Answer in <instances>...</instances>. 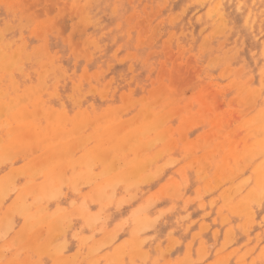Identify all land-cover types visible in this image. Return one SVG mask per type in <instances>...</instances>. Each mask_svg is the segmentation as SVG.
I'll use <instances>...</instances> for the list:
<instances>
[{
	"label": "rangeland",
	"instance_id": "rangeland-1",
	"mask_svg": "<svg viewBox=\"0 0 264 264\" xmlns=\"http://www.w3.org/2000/svg\"><path fill=\"white\" fill-rule=\"evenodd\" d=\"M217 2L228 21L232 14H240L243 33L264 44V0H0L4 61L12 60L17 52L22 54L13 70L17 89L10 86L7 75L0 85V122L9 124L0 125V145L8 144L12 129L25 137L37 128L42 134L55 131L52 141H61L59 132H64L70 136L74 161L56 174L63 179L61 195L51 198L45 191L53 178L37 169L56 161V154L50 159L43 150L32 148L5 157L0 151V189L5 186L0 199V264H55L51 253L59 242L57 235L37 226L28 228L29 222L18 210L20 203L36 217L57 212L72 215L64 253L70 264H116L113 255L117 247L131 240L136 215L169 218L175 246L182 250L170 249L161 238L148 242L146 260L135 264H180L184 260L186 264H215L224 253H230L223 257L224 264H236L240 256L245 264H262L264 195L260 202L250 201L256 212L254 225L237 243L226 240L227 231L244 232L245 218L226 204L236 205L246 201L253 190L260 192L253 171L264 160V150L258 148L253 160H239L231 176L215 178L222 157L233 166L232 156L252 144L255 134H264L260 124L250 121L264 112V92L255 104H245L229 85L234 79H247L248 69L239 63V37L232 24L227 21L223 30L217 28ZM54 3L66 5L78 18L87 17V45L76 46L60 35L54 20L46 21L47 8ZM44 41L53 51L59 50L61 60L56 64L63 72L43 66L46 61L38 51ZM40 75L44 112L37 111V99H30L31 93L37 95ZM146 104L149 109L142 112ZM60 115L66 120L62 122ZM183 117H187L184 124ZM79 119L82 122L75 126ZM23 122H29L33 131H22ZM156 122L162 140L127 151L120 156L124 159L110 156L106 164L81 162L84 152L100 147L99 137L108 129L132 132ZM154 136L150 131L149 137ZM213 138L214 142L224 140L214 152H208ZM136 155L143 162L134 180H117L111 187V178L126 171V162ZM28 166L37 169L32 174ZM169 182L175 185L176 196L169 195ZM39 190L44 191L41 197L36 194ZM82 207L94 216L104 210L107 222L87 223L77 212ZM117 223L123 226L121 230L112 241H104ZM47 243L48 250H36L37 244L44 247ZM123 262L130 264L129 250Z\"/></svg>",
	"mask_w": 264,
	"mask_h": 264
},
{
	"label": "bare ground",
	"instance_id": "bare-ground-1",
	"mask_svg": "<svg viewBox=\"0 0 264 264\" xmlns=\"http://www.w3.org/2000/svg\"><path fill=\"white\" fill-rule=\"evenodd\" d=\"M239 15L232 14L231 16L228 17V19H229V21H228L226 19V16L222 12L221 3L217 2L216 6H215L214 16L217 17V21H218L217 22L218 23L217 28H218V30H220V31L223 30L225 25L227 24V21L232 24L233 31L235 33H237V35L239 37L236 40L237 43L240 44L239 45L240 51H239V54L237 55L239 63L243 67L245 65L246 68L248 69L246 72L247 79H245L243 81H239L238 79H234L231 82H229V85H232L233 88L237 89L238 95L240 96L243 103L255 104V102L262 96V94L264 92V44L259 43L257 40H254L251 37H249L247 34L243 33V31L241 29V28H243V26L240 23ZM50 20L51 21L54 20V23H55L54 26H55L56 30L60 33V35L62 37H64L65 39L70 40L71 42H74L76 44V46L88 44V41H87L88 19L85 15H81V17L78 18L73 13H70L68 11V8L66 5H62L60 3H54V4H50L47 8L46 21H50ZM247 23H248V26L252 27L248 20H247ZM58 42H60V41H58ZM2 51L3 50L1 48V50H0V85L2 83L3 78L7 75L9 77L10 82H11L10 86L13 88V90H16L17 89V87H16L17 82L14 78L13 70H14V68H16L18 66L20 58L22 57V54L17 52L15 54V57L6 63V61H4L5 56L2 55ZM38 53L41 54V56L45 58L46 63L43 66H46L48 68L51 67V68L55 69L56 71H58L60 69V72L64 71L61 68L60 64H58V65L56 64V62L58 60L59 61L61 60L60 55H59V50L53 51L48 42L44 41V43H42V46L39 49ZM39 80L40 81L37 85V95L35 92L31 93L30 99H32L31 101H34V99L35 100L37 99V104H36L37 111H43L44 112L45 109L43 108V103L40 99V94H39V92L41 91V89L43 87L42 75H40ZM2 92H3V90L0 89V94ZM34 95H36V96H34ZM148 109H149V104H146L145 108H143V111L142 110L141 111L147 112ZM194 116H193V118H194ZM153 117H156V115H153ZM59 119H61L63 122L66 120V117L64 115H60ZM85 119H86V117H85ZM196 119H198V118H196ZM193 121L195 123L196 120H193ZM250 121L256 122L257 124H260L264 128V112H262V111L258 112L256 115H254L250 118ZM81 122H82V119H79L78 121L74 122V125L77 126ZM182 122H183V124L185 122H187V117L186 118L183 117ZM23 123H24L23 124L24 127H22V129H21L22 131L28 130L29 133L31 131H33L30 127L29 122H23ZM4 124H7L6 126L9 125L7 122H5V123L0 122L1 126H3ZM150 124H152V123H148V124L146 123L145 125L140 126L138 129L133 130L132 132H130L129 130H122V132H117V130H115V128L108 129L107 133L100 135V137H99V140L101 143L100 147L96 148V150L92 151V152H88V151L84 152L82 154V156L80 157V160L83 159L81 162H84L85 164L87 163V165H90L91 163H95V162H102V163L106 164V162L108 161L110 156L113 160H119V159L123 158L120 156H124L127 151L130 152L131 150L139 149L143 146L146 147L150 144V142L152 140L153 141L154 140H162L163 134L158 131V129H159L158 122L154 123V125H150ZM187 125H186V130L188 129ZM181 130H183V129H181ZM214 130H217V128L215 129V127H214ZM150 131L153 132L155 135L153 139H151L149 137ZM55 133H56L55 131H49L46 134H42L37 128V132L33 131L32 135L30 134L29 137H25V135H24L25 133L16 132V131H14V129H12L9 132L10 140H9L8 144L6 145L4 143V144L0 145V151L3 154V156H5V157H8V156L10 157V155H12L13 153H16L18 151H23V150L24 151L29 150V149L31 150L32 148H38L40 150H43L44 154L48 155L49 156L48 158H50V159H52L51 157L55 154L58 156V159L56 161L51 160L48 163V165L44 168L37 169L36 166H28V169H27L28 171H31L32 174L37 169V171H41L42 173L46 174V176L48 173L49 177L53 178L51 186L49 187L48 190L45 191V193L48 196H50L51 198L54 196L59 197V195H61L59 190H60L61 181L63 179L62 180L59 179V176L57 177L56 174H58L61 171L62 166H64V165L69 166L70 164H72L74 162L71 158V152H72L71 151V144L72 143H71V141L68 140L70 136L64 132H59V134L62 137V140L61 141H52L51 140L52 136ZM179 133H180V130H179ZM218 134H219V132H218ZM204 135L205 134L203 133V136ZM249 135L252 136V134H249ZM253 137H254V141L252 140L253 141L252 144L248 145L241 152L234 154L232 156L231 159H233V161H232L234 164L233 166H228L229 160H227L225 157L221 158L220 163L216 166L215 178L217 179V181L221 177L231 176L233 174L232 173L233 170H236L238 168L237 164H239L238 162L242 158L245 157V158H248L249 160H253L254 156L258 153L257 152L258 148H261L264 150V134H262L261 137H259L257 134H255ZM207 138H209V137H206V139ZM195 140H197V143H198V139H195ZM223 140H224L223 138L222 139L219 138V141L214 142V138H213V140L208 143V146L206 149L208 150V152H214L217 148H219L221 146V143ZM201 141H200V143H201ZM184 142H186V141H184ZM204 144H206V143H204ZM198 145H199V143H198ZM202 146H203V144H202ZM169 147H170V145H169ZM188 148L189 149H187V150L191 149V147H188ZM204 156H205V154L203 156H201L200 158L203 159ZM1 157H2V155H1ZM53 157H55V156H53ZM36 160L38 161V159H36ZM142 162H143V158H141V156H138V155H136L133 159L132 158L129 159L126 162L127 163V170L116 175L115 177L111 178V182H110L111 187L114 186V184L117 180H124L126 182H132L134 180L135 176L141 170ZM260 162H261V164L259 163V165L254 168L253 173L255 172L256 186L258 187V191H260L261 194H260V192H256L257 190L256 191L253 190V192H250L246 201H243V202L241 201V202L237 203L236 205H231L230 203L226 204L233 212H236L245 218L244 222L242 224L244 227V232L243 231L237 232L234 229H229L227 231V235H226L227 241L233 242V240H235L234 243H237L240 240L245 239V237H247L249 235V229L254 225L253 223H254V219L256 218V216H255L256 212H255L254 207L251 205L250 201L255 200L257 202H260L259 198H261V196L264 195V192L262 193V191L264 190V160L263 161L260 160ZM41 165H42V163H41ZM74 166H77V165L75 164ZM251 166H253V165L251 164ZM74 170H75V168H74ZM64 172H65V170H64ZM76 172H79V171H76ZM31 173L29 176H32ZM73 173H74V171H73ZM75 176H77V175H75ZM245 179H250V178L248 177ZM252 179H254V177ZM82 180H83V178H82ZM238 180L239 179H237V181ZM90 183H92V182H90ZM169 183H170V186L168 188L171 187L170 191L172 192L174 190L172 188L175 187V185H173V182H169ZM160 184L161 183H159V185ZM35 187H37V185ZM78 188L76 187V189H78ZM91 189L93 190V188H91ZM4 190H5V186H4L3 190L0 189V199L4 194ZM166 191L168 194L169 189H167ZM92 192L94 193V191H92ZM171 192L169 195H173L175 193V191H173L172 193ZM36 194H37V197H39V196L41 197L44 194V191L39 190V191H37ZM96 194H98L99 198H103V197H101L100 193L97 192ZM129 194H128V196H129ZM88 195H86V196H88ZM128 196H127V198H128ZM132 196H134V195H132ZM81 199H83V198H81ZM93 199H95V198H93ZM106 200L107 199L104 198L103 201H106ZM104 206H106V205H104ZM97 208H99V207H97ZM18 210L26 218V221L29 222L28 228L29 227L33 228L34 226H37V229L45 228V231L47 233H50L51 236L57 235L59 242H57V245H56L54 252L51 253V255L53 256V260H54L55 264H70L67 257L64 256V253L67 250L66 233H67V230L69 229V223L72 220L71 219L72 215L70 213H67V212H57V214H55V215L38 214L36 217V216L30 214L29 208L23 207L21 205V203H20ZM73 210H75V209H73ZM77 212L79 214H81L82 217H84L86 222L89 224H92V223L94 224L95 221H98L101 224L107 222L108 216H106L104 214V210H102V209H101V212H99L97 214V216H94V215L88 213L86 211V209H84V207L78 209ZM72 213H73V211H72ZM7 216H6V218H7ZM135 220H136L137 225H136V228H134L135 231L133 232L131 240L127 241L124 245L117 247L118 249L113 255L115 258L114 260H115L116 264H125L123 262V259H124V254H125L126 250H129V253L131 255L130 264H135V262L137 260L145 261L146 256H147L145 247L147 246V243L148 242L149 243L157 242L161 238H165V240L168 242V247L170 249H172V247H175L177 250H182L180 245L175 246L176 240H175V237H173V233L170 231L171 223H170L169 218L159 217L156 219H146L145 216L136 215ZM225 220H226V218H225ZM5 224L9 225L10 220L6 219ZM0 227L3 229L2 226H0ZM122 227L123 226L120 223H117V225L114 226L113 229L108 232V235H107L108 237L105 236V238L107 237V240H104V241L109 242L108 241L109 239H111L110 241H112L114 239V236L121 230ZM14 240H16V238H14ZM101 240H103V239H101ZM249 242H247L245 244L247 245ZM14 244H16V242ZM48 244L49 243H47L44 247H42L41 245L38 246V244H37L36 250H38V252L39 251L40 252L46 251V250H48L47 249ZM204 249H205V247H203V246L200 247L199 252H201V254H202L204 252ZM88 253H91V252H88ZM227 254H228V256H230L229 255L230 253H227ZM227 254L224 253V254H221L220 256H218L216 261H215V264H224V262H221V261L224 260L223 257ZM260 262L262 264H264V248L261 251ZM93 264H95V263H93ZM166 264H170V263H166ZM180 264H186V260L182 261ZM236 264H245L244 257L240 256L238 258V261ZM251 264H255V263L251 262Z\"/></svg>",
	"mask_w": 264,
	"mask_h": 264
}]
</instances>
